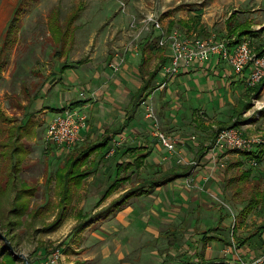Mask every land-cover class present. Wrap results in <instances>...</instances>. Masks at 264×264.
I'll use <instances>...</instances> for the list:
<instances>
[{"label": "rangeland", "instance_id": "374dc122", "mask_svg": "<svg viewBox=\"0 0 264 264\" xmlns=\"http://www.w3.org/2000/svg\"><path fill=\"white\" fill-rule=\"evenodd\" d=\"M149 14L157 16L163 33L171 26L188 37H195L199 31L201 36L223 40L226 20L237 14L238 19L231 22L237 29L245 25L255 31L244 37L253 50L264 46V0H0V233L13 252L25 255L34 264H40L55 248L60 249L59 263L70 264H158L164 257L165 240H150L152 234L138 220L123 219L118 228L113 213L109 223L115 229L100 227L107 217L102 216L104 207L99 209L95 203L108 184L110 171L90 169L84 186H71L68 201L60 203L55 171L78 143L67 149L50 143L46 129L55 114L48 118L49 112L43 114L41 107L32 104L33 95L41 91L45 65L55 63L56 51L67 61L83 58L85 66L91 67L98 61L106 62L127 43L139 50L145 37L150 36L144 48L152 52L162 31L145 21ZM154 60L152 53L145 70L154 66ZM234 108L231 118L237 120L236 127L244 136L260 140L254 151L264 150V83L257 91L247 88ZM22 123L29 130L21 129ZM106 162H114L113 155ZM248 166L234 173L233 182L248 183L251 192L253 187L262 190L264 155L260 164ZM248 169L251 175L242 179ZM147 171L140 170L120 188L132 186ZM21 204L22 213L11 212ZM259 210L254 209L257 215ZM57 218L55 227L45 230ZM166 225L159 222L156 227ZM0 264L21 261L9 263L0 256Z\"/></svg>", "mask_w": 264, "mask_h": 264}, {"label": "crops", "instance_id": "0c3cea01", "mask_svg": "<svg viewBox=\"0 0 264 264\" xmlns=\"http://www.w3.org/2000/svg\"><path fill=\"white\" fill-rule=\"evenodd\" d=\"M157 47L152 52L142 50V46L139 50L131 47L118 72L113 71L110 62L119 49L106 62L98 61L91 67L85 66L83 58L67 61L61 52L54 53L56 61L45 65L41 91L35 93L32 104L41 107L43 114L49 112V118L72 102H82L75 109L86 114L87 125L80 130L78 147L95 148L81 162L87 177L91 170H108L109 184L116 174L115 165L132 161L139 150L148 155L139 168L129 166V171H135L131 178L144 168L148 171L142 177L153 176L157 171L176 173L168 183L130 198L121 209L105 212L102 216L107 219L100 224L102 229H115L109 223L113 213L118 228L123 219L145 224V230L152 234L150 240L163 238L166 243L164 257L158 264L251 261L264 252V215L244 210L252 188L248 183L233 182L234 173L250 164L238 153L222 152L217 157L225 162V167H220L219 161L211 159L210 151L217 127L229 125L234 106L248 88V72L237 75L224 60L212 56L196 66L182 67L168 80L161 67L168 61L169 48ZM152 53L154 66L145 70ZM153 71L155 75L144 99L152 103L161 127L175 140L184 163H178L177 155L169 154L152 136L143 104L136 103L138 92ZM111 155L114 162H106ZM86 178L79 186H72H84ZM127 188L118 186L97 208H105ZM159 222L167 225L157 228ZM212 227L217 228L203 238V232ZM176 255L182 259L175 260Z\"/></svg>", "mask_w": 264, "mask_h": 264}, {"label": "built area", "instance_id": "2783aa9c", "mask_svg": "<svg viewBox=\"0 0 264 264\" xmlns=\"http://www.w3.org/2000/svg\"><path fill=\"white\" fill-rule=\"evenodd\" d=\"M145 21L162 31L159 20L154 14H149ZM139 33L140 31L135 37H138ZM164 44H167L169 48V56L167 63L162 65L161 71L163 77L168 80L175 76L182 67L196 66L210 60L212 56L224 60L237 75L247 70V86L256 85L264 77V51L255 52L246 38L233 47H228L223 39L188 37L173 29L168 33L162 31L160 34L157 45L163 46ZM132 46L134 45L127 43L115 52L114 58L110 62L114 72L120 70L124 57ZM142 104L144 117L150 124L152 136L165 147L169 154L177 155L178 163H184V159L177 153L175 140L161 127L152 103L144 99ZM86 125L87 116L85 113L79 112L75 108H66L48 122L47 139L55 146L67 149L79 142L80 130ZM259 142L260 140L257 138L244 136L237 127H224L215 133L210 147L211 159L219 161L217 153L222 152L250 153L254 151V146ZM248 162L251 166L257 164L254 159H248ZM219 166L225 167V162L219 161ZM60 258V249L55 248L40 264H57ZM263 260L264 252L251 261L241 260L240 264H260Z\"/></svg>", "mask_w": 264, "mask_h": 264}, {"label": "trees", "instance_id": "16d2710c", "mask_svg": "<svg viewBox=\"0 0 264 264\" xmlns=\"http://www.w3.org/2000/svg\"><path fill=\"white\" fill-rule=\"evenodd\" d=\"M237 14H233V16L231 15L225 22V28L227 30V34L224 36V40L227 43L228 47H233L234 45H236L237 43H239L241 40L244 39L245 36L247 35H252V33H254V30H250L249 28L244 27L237 29V25L234 26V24H232V20L233 19H238ZM241 24V23H240ZM239 24V25H240ZM174 28L171 26H168L167 28V33L170 32L171 30H173ZM188 29V28H187ZM189 30V29H188ZM195 34V37L197 38H206L209 37L208 34L206 36H201L202 33H199V31ZM58 35V34H57ZM150 41V36L145 37V39L143 40V44L142 46V50H144V46L149 43ZM159 48V46L157 47V49ZM256 51L258 53H261L264 51V46H258L256 47ZM57 55L58 51L55 52ZM142 62H144V60H142ZM155 75V71H153L152 73L149 74V78L147 79V81L143 84L142 88L140 89V91L138 92L137 96H136V103L140 104L145 97V90L149 87L150 81L152 80L153 76ZM264 83V77L254 86L248 87L249 89L253 88L256 89V91L259 89L260 85H262ZM35 97V95H33V98ZM81 101H75L72 102L68 105V108L73 109L76 108L78 106L81 105ZM244 105V104H243ZM243 107L247 108V105H244ZM236 112V108H234V111ZM232 119V118H231ZM229 120L228 126H218L215 133L224 128V127H236L237 124V120ZM21 129H26L29 130L28 127H26V124L22 123L19 126ZM17 147L14 148V150H16ZM93 149L95 148H81L78 147L75 149V151L69 155H66L67 157H64V161H62L60 163L59 166H57V169L55 171V180L58 184L59 187V194H60V203L65 204L68 201V197H69V193L71 190V186H79L82 182V180L84 178H86L88 176V172L81 168V162L83 157H86V155H89V153H91V151H93ZM148 153L144 150H139V152H137L136 154H134L132 157V161L130 162H125V161H121L120 163H117L116 166V174H115V178L107 185V187L105 188V190L102 193V197L96 201L95 206L98 207L102 200H104V198L108 197L116 188H118V186H120L121 184H125L126 182L129 181L130 178V174H128L127 172L124 174L125 171H127L129 169V166H131L133 164L134 168H139L142 164V162L144 161V159L147 157ZM263 155H264V150L260 149V150H256V151H252L250 153H245L244 157L248 160V159H254L256 161V163L260 164L262 162L263 159ZM131 163V164H130ZM131 172H133V170H131ZM123 173V174H122ZM251 170L248 169L246 171L243 172L242 175V179H247L250 175H251ZM174 170H169V171H157L155 172V174L153 176H147V177H140V180L136 181V183H134L132 186L128 187L124 192H122L118 197L114 198L113 200H111L109 202V204L103 209V211H105L106 213H110L112 210H118L121 209L130 198L133 197H137L143 194H147L149 192H151L154 188L159 187L163 184L168 183L169 181H171L173 179V177H175ZM255 176L252 177V179ZM256 181H259V178H255ZM262 180L264 182V166L262 168ZM24 191H31L30 188H24ZM256 207H259V215H264V188L262 190H259L257 187H254L253 192L250 194L249 198L246 201V204L244 206V210L247 212H251L253 211ZM24 206L23 204H21L20 206H16L15 208H13L11 210L12 213H14L15 215H19L20 213L23 212ZM82 217V216H80ZM58 218L56 220H54V222H52L48 227L45 228V230L48 229H52L55 227V224L57 223ZM82 223L80 222L79 225V229L82 228ZM11 225V224H9ZM217 228V227H216ZM215 227L209 228L207 230H205L203 232V238H206V235L211 233L212 231L216 230ZM11 229V227L9 228ZM177 234V233H176ZM175 234V235H176ZM7 237L10 239H12L11 237L8 236ZM209 238V237H207ZM0 256H3L9 263H15L17 261H21V264H26L24 262V260L21 257L15 256L13 252L10 251V249L8 248L7 244L5 241L2 240V238L0 237ZM16 247V246H14ZM43 250H45V248L43 247ZM46 251V250H45ZM50 252H48L49 254ZM46 254V256L48 255ZM45 256V257H46ZM30 264H34V261L29 259Z\"/></svg>", "mask_w": 264, "mask_h": 264}, {"label": "water", "instance_id": "95a60500", "mask_svg": "<svg viewBox=\"0 0 264 264\" xmlns=\"http://www.w3.org/2000/svg\"><path fill=\"white\" fill-rule=\"evenodd\" d=\"M0 237L6 242L8 248L13 252V248H12L11 245L5 240V237L2 236L1 233H0ZM13 253H14L15 256L21 257V258L24 260V262H25L26 264H30L29 260L27 259V257H26L25 255H23V254H21V253H15V252H13Z\"/></svg>", "mask_w": 264, "mask_h": 264}]
</instances>
